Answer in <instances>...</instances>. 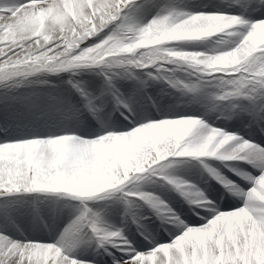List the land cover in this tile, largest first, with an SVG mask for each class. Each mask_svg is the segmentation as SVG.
I'll return each mask as SVG.
<instances>
[{
    "label": "clouds",
    "instance_id": "obj_1",
    "mask_svg": "<svg viewBox=\"0 0 264 264\" xmlns=\"http://www.w3.org/2000/svg\"><path fill=\"white\" fill-rule=\"evenodd\" d=\"M180 3L184 5L181 10L165 6L147 19L126 11L135 0H71V12L69 0H0V9L12 10L4 22L13 29L12 40L4 42L6 48L0 47V87L22 89L63 75L70 84L80 71L100 68L111 77L136 80L144 93L139 99L116 104L107 116L87 110L99 125L94 139L83 137L84 121L74 113L70 116L66 110L54 108L37 114L36 119L45 123L29 129L34 138L9 142L20 148V179L14 187L10 181L0 188L6 192L12 188L8 195L38 194L22 202L20 217L34 231L47 230V219L54 221L60 212L76 207L60 205L49 197L79 201L83 206L80 213H87L82 223L88 224L94 218H89L84 202L117 192L128 206H135L130 197H138L162 224L184 229L176 238L180 243L169 247L176 264H196L202 255L208 257L206 264H214V258L224 252L237 257L236 264H241V256L247 264H257L255 244L264 245V170L254 167L257 147L236 132L210 126L206 118H240L248 113L238 101H264V41L253 43L258 34L264 36V18H252L264 12V0H245L247 6H241L238 14H231L237 0H217L215 11L202 10L207 6L196 0ZM194 42L202 50L182 47ZM136 70L142 75H133ZM153 86L161 88L159 101L147 94ZM165 95L176 102L200 105L202 116L158 113L159 118H154L149 109L159 108ZM116 113L133 125L130 130L117 129L113 124ZM253 124L264 135V117L258 121L250 117L248 127ZM100 141L120 146L107 165L78 170L49 165L60 158L54 151L58 142L74 146ZM26 146H32V151L27 152ZM175 158L199 161L203 173L219 185V198L238 199L242 206L218 211L206 188L174 178ZM207 160L224 163L242 183L223 176ZM238 162L248 164L259 175L254 178ZM158 180L181 196L192 215L207 211L212 218L203 226L188 227L163 200L142 190ZM204 230H210L211 236L201 245L196 234ZM100 235H89L81 227L75 234L64 230L55 243H24L6 237L0 238V247L7 246L22 258L38 252L51 264H73L69 259L72 242L81 241L86 250ZM102 236L108 245L128 244L122 229L105 230ZM134 259L141 264L138 257Z\"/></svg>",
    "mask_w": 264,
    "mask_h": 264
},
{
    "label": "rangeland",
    "instance_id": "obj_2",
    "mask_svg": "<svg viewBox=\"0 0 264 264\" xmlns=\"http://www.w3.org/2000/svg\"><path fill=\"white\" fill-rule=\"evenodd\" d=\"M216 1L217 0L202 1V4L198 5L207 6L202 8L205 9L204 11H211L214 10V8L210 5L216 4ZM204 2L205 4H203ZM243 2H245V0H243ZM165 6L174 7L177 10L184 8V5L180 3V0H135V4L126 11H131L136 16H145L147 19H151L152 16L156 15L157 12ZM208 8H210V10H206ZM233 8L236 9L234 12H231V14H238L241 6L235 5ZM11 15V9H0V32L5 28L10 27V25L6 24L4 20L5 16ZM252 18H264V12L253 14ZM262 37L263 36H259L258 39H261ZM12 38L13 37L4 39L0 35V47L6 48L4 42H10ZM262 41H264V37L261 42ZM182 47L184 50H202V46L198 42L182 45ZM133 75L141 76L142 73L139 70H136ZM109 76L110 74L107 70H102L100 68L84 69L80 71L77 76L72 78V83L79 85L90 98L101 97V95L104 94L102 97L103 103L101 104L98 102L97 105L98 107H101V109L106 108V105L116 107L117 103L115 98L111 92L107 90L106 78ZM67 79V75H63L59 78L49 77L45 83H37L33 86L22 89H5L0 87V128L6 127L8 129L6 132L0 131V144L14 142L20 139L34 138L29 129L41 128L44 122L41 121L32 126L31 124L38 121L36 115L41 112H50L54 108L66 110L70 116L74 113L85 121L86 119L84 116L88 114L84 108L85 101L72 88L71 84L65 83ZM112 83L122 100L126 101L130 98L139 99L144 96V93L140 91L139 83L128 76H115L113 77ZM158 87L159 86H153L148 88L147 94L151 95V91ZM237 103L244 108L248 115L236 119H226L224 117L217 119L216 115H213L210 119L206 118V122L212 127L221 128L227 132H236L243 136L244 139L253 141L255 146L264 149V135H261L257 129L253 130V134H247L244 130L245 127L249 131L248 125L250 123V117L257 121L259 120L262 114L260 108L264 109V106H262L264 105V101L256 100L254 104L257 108L250 107L249 101L246 99L240 100ZM175 107L182 110L188 109L189 111L186 110L187 115L202 116L204 111V109L198 104H186L184 102H176L172 99L169 107H167V104H160L159 108H150L149 110L152 111L154 118H159L158 113L168 114L167 111L170 112ZM258 112L260 115L256 116ZM218 120L220 123L217 122ZM31 121L33 122L30 123V126L26 127L25 125ZM92 123L98 125L95 120H92ZM113 124L117 129L122 126L128 127L126 130H130L133 126L129 121L124 120L119 113L115 116ZM26 128H28V130H25ZM97 129L98 128L83 129L82 135L87 139L89 137L86 136L91 134L96 135ZM206 162L215 169H217V165L219 164L224 166V163L220 161L207 160ZM175 163L176 168L173 172L174 178L190 181L196 183L201 188H206L211 193L210 198L215 200L218 211L229 212L241 206V202L238 199H229L225 197L221 200L219 198L221 191L219 185L215 181L210 180L207 173H203L202 169L199 167V161L188 160L187 158H175ZM93 168L98 169L96 167ZM224 168L226 167L224 166ZM239 168L251 173L254 178L259 175V173H255L257 172L255 169L246 163H239ZM226 170L229 171L228 168H226ZM205 179L209 180L205 181ZM228 179L242 183L234 174L228 176ZM216 188L218 191L214 193ZM142 190L151 194L153 197L163 200L183 221H185L188 227H200V225H202L201 221L203 217L206 218V220L212 217L211 214L207 217V214H204V212L201 213L200 216L192 215L181 196L176 191L172 190V187L167 185L164 181L158 180L156 183L147 184ZM36 195L38 194H10L0 196V235H4L12 240L20 242H40L41 239H43L45 241H41L40 243H55L59 239L60 234L81 214L80 209L83 206L80 205L79 201H72L67 197H49L50 200H59L60 205L71 204L76 207L74 210H64L60 212L54 221L47 219L49 224L47 230L41 229L34 231L29 224L21 220L20 217L23 212L22 202L31 201ZM215 195L216 197H214ZM119 196L120 193L111 192L103 194L102 197L89 199L84 203L87 209L90 210L89 218L98 219L99 226L102 230H123L125 237L128 239V244H118L117 246L108 245V250H111L113 254L122 255L119 260L120 262L127 261L128 259L130 260L134 253L147 254L160 245L170 244L182 234L181 230L184 229H177L175 226L162 224L147 204H145L144 201L139 200L138 197L129 198V200L135 203V206L129 207L119 199ZM14 224L15 226H13ZM85 232L88 231L85 230ZM88 233L91 235L90 232ZM72 246L74 251L71 253L70 258H74L78 262L87 261L86 259L92 255H102L101 251H103H97L95 243H92L91 246L87 247L85 250L79 240H74ZM160 252V255L165 253V256H167L169 254V251ZM40 255L44 258L42 264H51V260L46 255ZM242 258L246 262V258L243 256ZM140 259L141 264H156L155 254L153 257ZM158 260L159 256L157 257V261ZM256 261L257 264H264V261L261 262L258 261V259H256ZM89 262L100 264L96 261ZM244 264H247V262Z\"/></svg>",
    "mask_w": 264,
    "mask_h": 264
},
{
    "label": "snow or ice",
    "instance_id": "obj_3",
    "mask_svg": "<svg viewBox=\"0 0 264 264\" xmlns=\"http://www.w3.org/2000/svg\"><path fill=\"white\" fill-rule=\"evenodd\" d=\"M237 6H247L243 0H237ZM107 80V90L111 92L113 97L116 100V103H122L123 100L118 95L117 91L115 90L112 80L113 77L109 76L106 78ZM72 88L83 98L85 101V108L92 112V113H99L102 111L101 107H98V102L103 103V95L101 97L96 98H90L89 95L77 84L70 83ZM255 99L253 98L252 102L255 103ZM261 117H264V111H262ZM63 142H58L57 144H62ZM56 144V145H57ZM83 144L74 145L72 146L69 151L66 152V155H63L62 159H54L49 161V165L51 167H61L64 166L68 168L69 170H78L86 168L87 164L90 161V155L88 154L87 150L83 147ZM27 152L32 151V146H26L25 149ZM20 153V148L18 146L11 147L9 143L0 144V184H3L7 186L9 182L11 181L13 184V187L15 186V183L20 179V162L18 159ZM257 153V161L254 162V167H260L262 170H264V149H258L256 148ZM12 191V188H8L7 192ZM4 188H0V196L8 195ZM130 207V206H129ZM85 216H87V213H82L80 216H78L75 220L72 221V223L65 229L66 233L75 234L79 232L81 227H83V230H87L90 233H99L100 238L95 243L97 251L103 250L105 254L111 255V253L108 252V244L104 243V239L102 236V233L105 230H102L99 226L98 219L94 218L91 223L84 224L82 223L85 220ZM207 224V223H206ZM222 226V225H221ZM213 226H210V228ZM0 238H6L4 235H0ZM180 241L177 239L174 240L171 244H165L163 246H159L152 250L151 252L147 254H138L134 253L131 260L125 261L124 264H136V260L134 258L138 257L140 262V258H149L153 257L155 254L156 257V264H176V257L172 255V253L169 251V254L165 256L160 255L161 252H158L157 249H169L170 246L178 245ZM12 248H15V245L11 246ZM181 253L178 252L177 255H180ZM159 256V260L157 261V257ZM44 258L41 257L40 253H31L27 257H21L19 253L11 251L9 247H0V264H42V260ZM72 260L73 264H76L77 260L74 258H70ZM112 264H120V261L117 260L115 257L112 259Z\"/></svg>",
    "mask_w": 264,
    "mask_h": 264
},
{
    "label": "bare ground",
    "instance_id": "obj_4",
    "mask_svg": "<svg viewBox=\"0 0 264 264\" xmlns=\"http://www.w3.org/2000/svg\"><path fill=\"white\" fill-rule=\"evenodd\" d=\"M202 1H209V0H196V3L197 4H202ZM214 1V0H212ZM209 3V2H208ZM205 4V2L203 3ZM210 4V3H209ZM216 4H217V1H216ZM214 4V5H216ZM214 5H210L212 8H214V10H211V11H215L216 8L214 7ZM236 8H232L231 9V12H234ZM71 0H69V7H68V11L71 12ZM202 10H205V9H202ZM206 10H210V8L206 9ZM241 10V8H240ZM7 17V16H5ZM60 18L57 17V21L59 22ZM12 32H13V29H12V26L10 25V27H7L5 29H3L1 32H0V35L2 38H9V37H13L12 36ZM3 34V35H2ZM260 35L258 34L256 37H254V40H253V43L254 44H258L261 42V40L263 39V37L261 39H258ZM66 76V75H64ZM161 93V88L158 87L157 89H153V91H151V95L156 98L158 101L160 100V97L158 96V94ZM131 99V98H130ZM249 101V100H248ZM107 104V103H106ZM160 104H167V107L170 106L171 104V99L165 95L163 97V100L162 102H160ZM249 106L250 107H253V108H257V106L252 102V101H249ZM85 108V107H84ZM86 109V108H85ZM115 109V107H111V106H108L106 105V108L102 109L101 111V115L102 116H107V114L113 112ZM168 109V108H167ZM186 110L188 109H185V110H182V109H178L177 107H175L173 110H171L170 112H168V114H170L171 116H181V115H187L186 113ZM261 112L264 111V109L260 108ZM42 111V110H41ZM87 111V109H86ZM189 111V110H188ZM191 112V111H190ZM88 113V112H87ZM117 115V113H116ZM115 115V116H116ZM260 113L258 112V114H256V116H259ZM84 118L86 119L84 121V124L82 125L83 129H86V128H98L99 125H97L96 123H92V118L89 114L85 115ZM215 120V119H214ZM41 121L43 120H38V121H35V123L31 124L32 126L33 125H36L37 123H40ZM33 121L29 122L28 124H26L25 126L26 127H29L30 126V123H32ZM218 123H220V121L218 120L217 121ZM45 122H43L42 125H44ZM217 124V123H216ZM24 126V125H23ZM22 126V127H23ZM24 126V127H25ZM18 128V127H16ZM126 129H128V127H125V126H122L120 127L118 130H123L125 131ZM254 129H257V126L256 125H253L252 127H249V131L244 127V130L246 131L247 134H253V130ZM25 130H28V128H26ZM96 135L94 134H91L89 136H86V137H89L87 139H94ZM8 140V139H6ZM254 145L255 143L253 141H251ZM72 147V145H68V144H65V143H62V144H57L54 146V151H56L57 153L60 154V158L59 159H62L63 155L69 151V149ZM83 147L87 150L88 154L90 155V161L89 163L87 164L86 168H90V167H96V168H100L101 166H104V165H107L108 162H109V158L110 157H113L117 154V151L118 149L120 148L119 145H116V144H113V145H108V144H105L103 141H100V142H92V143H84L83 144ZM258 149H261L259 148L258 146H256ZM2 156V155H0ZM239 163V162H238ZM94 169V168H93ZM217 170L220 171V173L227 177L230 176V175H233L232 172L226 170V168H224V166L222 165H217ZM257 171V170H256ZM255 173H259L258 171L255 172ZM209 179H205V181H208ZM246 187V185H243ZM218 191V189L216 188V190L214 191V193H216ZM216 197V195L214 196ZM242 206V205H241ZM204 214H207V217L210 216V214L206 211L204 212ZM209 214V215H208ZM212 218V217H211ZM210 218V219H211ZM209 218L206 220V218H202V225L200 226H203L205 225L208 220H210ZM204 223V224H203ZM183 230H181V233H182ZM210 237L211 236V231L210 230H204V231H200L199 233L196 234V239L201 243V245H203L204 241H205V237ZM22 239V238H21ZM175 240V239H174ZM174 240L171 242L173 243ZM41 241H45L43 239H41ZM40 241V242H41ZM39 242V243H40ZM26 243V242H24ZM170 243V244H171ZM157 245V244H156ZM165 245V244H163ZM163 245H160V246H163ZM159 247V246H158ZM255 248H256V251L254 253V257H256V259H258V261H264V245H260V244H255ZM160 251H170L169 249H160ZM102 255H92V256H89L86 260L87 261H96L97 263H100V264H112V259L113 257H115L117 260H120V257L122 255H118V254H113V252L111 250H108L109 253H111V255H107L105 254L104 251H101ZM165 255V253H164ZM132 258H130L131 260ZM193 261L196 260L195 257L192 258ZM129 260V259H128ZM127 260V261H128ZM208 260V257H205V256H201L200 260L199 261H196V264H206ZM236 260H237V257L235 256H232V255H229L227 252H224L223 254H218L215 258H214V264H236ZM239 260L241 261V264H244L246 263L245 260H243L242 256L239 257ZM125 262V261H124ZM124 262H120V264H124ZM93 264V263H91Z\"/></svg>",
    "mask_w": 264,
    "mask_h": 264
}]
</instances>
